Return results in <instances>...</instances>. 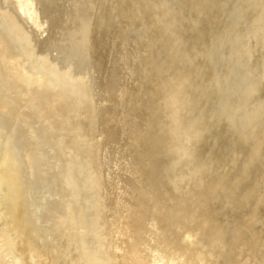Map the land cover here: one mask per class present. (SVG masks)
<instances>
[{
    "label": "rangeland",
    "instance_id": "obj_1",
    "mask_svg": "<svg viewBox=\"0 0 264 264\" xmlns=\"http://www.w3.org/2000/svg\"><path fill=\"white\" fill-rule=\"evenodd\" d=\"M135 231L264 264V0H0V264H122Z\"/></svg>",
    "mask_w": 264,
    "mask_h": 264
},
{
    "label": "bare ground",
    "instance_id": "obj_2",
    "mask_svg": "<svg viewBox=\"0 0 264 264\" xmlns=\"http://www.w3.org/2000/svg\"><path fill=\"white\" fill-rule=\"evenodd\" d=\"M12 182L14 185H16V179L13 178ZM24 223V218L21 213V207L18 203V199H15V201L11 203V207L8 211V224L11 227V229L17 230L21 228V226ZM1 234V233H0ZM2 234L5 237V233L2 232ZM5 242L8 245L13 244V240L11 238L5 237ZM142 235L138 231H135L133 234H131L128 238V242L125 248V252L122 258V264H148L147 257L144 255L142 251ZM211 257H215L216 254H214L212 251L209 254ZM180 264H184L183 262H180Z\"/></svg>",
    "mask_w": 264,
    "mask_h": 264
}]
</instances>
